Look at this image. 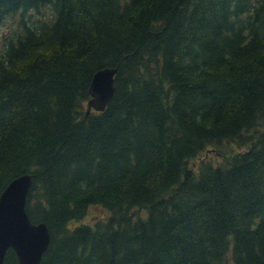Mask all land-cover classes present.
I'll use <instances>...</instances> for the list:
<instances>
[{
    "label": "trees",
    "instance_id": "16d2710c",
    "mask_svg": "<svg viewBox=\"0 0 264 264\" xmlns=\"http://www.w3.org/2000/svg\"><path fill=\"white\" fill-rule=\"evenodd\" d=\"M12 18L0 193L31 175L40 264H264V0H0ZM208 148L222 160L191 167Z\"/></svg>",
    "mask_w": 264,
    "mask_h": 264
},
{
    "label": "water",
    "instance_id": "95a60500",
    "mask_svg": "<svg viewBox=\"0 0 264 264\" xmlns=\"http://www.w3.org/2000/svg\"><path fill=\"white\" fill-rule=\"evenodd\" d=\"M116 67L98 70L89 85L90 110L103 111L114 93ZM31 185V175L22 174L13 178L0 193V264H3L8 249H12L20 264H40L46 251L50 234L45 222L34 223L25 206Z\"/></svg>",
    "mask_w": 264,
    "mask_h": 264
},
{
    "label": "rangeland",
    "instance_id": "374dc122",
    "mask_svg": "<svg viewBox=\"0 0 264 264\" xmlns=\"http://www.w3.org/2000/svg\"><path fill=\"white\" fill-rule=\"evenodd\" d=\"M15 27V19H9L6 23L0 27V40L2 36L7 35L9 31ZM235 148V146H233ZM218 152L213 150L212 148H208L204 150L200 157L191 161V167L196 168L200 162L206 159H210L212 162L220 161L222 158L218 156ZM107 214V212L100 208L99 206H91L87 212V216L82 222L88 223L92 222L97 218L103 217Z\"/></svg>",
    "mask_w": 264,
    "mask_h": 264
}]
</instances>
